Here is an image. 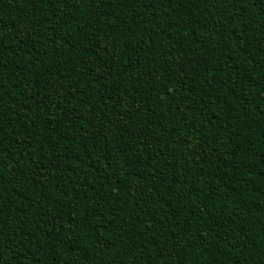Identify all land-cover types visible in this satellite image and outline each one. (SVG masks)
<instances>
[{
  "label": "trees",
  "instance_id": "trees-1",
  "mask_svg": "<svg viewBox=\"0 0 264 264\" xmlns=\"http://www.w3.org/2000/svg\"><path fill=\"white\" fill-rule=\"evenodd\" d=\"M0 264H264V0H0Z\"/></svg>",
  "mask_w": 264,
  "mask_h": 264
}]
</instances>
